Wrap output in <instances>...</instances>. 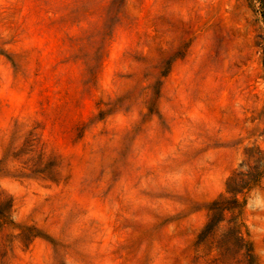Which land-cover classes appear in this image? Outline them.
<instances>
[{"label":"rangeland","instance_id":"374dc122","mask_svg":"<svg viewBox=\"0 0 264 264\" xmlns=\"http://www.w3.org/2000/svg\"><path fill=\"white\" fill-rule=\"evenodd\" d=\"M0 264H264L260 0H0Z\"/></svg>","mask_w":264,"mask_h":264},{"label":"trees","instance_id":"16d2710c","mask_svg":"<svg viewBox=\"0 0 264 264\" xmlns=\"http://www.w3.org/2000/svg\"><path fill=\"white\" fill-rule=\"evenodd\" d=\"M261 1V8L264 12V0ZM237 202V199H234L231 202H222V201H215L210 206L211 211V218L208 222V224L205 226L204 230L202 231L201 235L199 236V239L207 238L211 232L213 231L214 227L221 221V216L223 214V211L227 208L226 206L230 203Z\"/></svg>","mask_w":264,"mask_h":264}]
</instances>
